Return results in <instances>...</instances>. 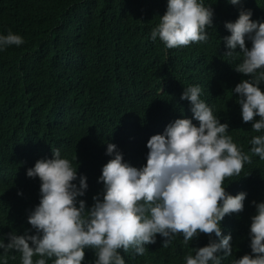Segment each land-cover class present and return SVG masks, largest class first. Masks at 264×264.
Here are the masks:
<instances>
[{
  "label": "trees",
  "instance_id": "obj_1",
  "mask_svg": "<svg viewBox=\"0 0 264 264\" xmlns=\"http://www.w3.org/2000/svg\"><path fill=\"white\" fill-rule=\"evenodd\" d=\"M204 2L214 13L208 41L166 49L149 38L166 0H0V33L10 29L25 41L0 51V233L30 227L26 213L38 203L39 180L25 170L36 159L51 158V148L59 147L74 166L79 163L89 186L83 198L90 204L101 189L100 168L110 158L106 143H115L132 165L143 164L149 136L180 117L181 109L191 116L188 101L179 99L190 84L200 85L201 98L221 122L236 128L233 141L248 151V140L258 133L242 122L231 92L245 77L232 69L239 61L223 55L220 41L229 34L224 22L236 18L239 6ZM242 6L252 11L251 19L264 20V0H242ZM225 186L231 194L247 193L243 211L221 222L238 258L250 251L249 201L264 200V161L252 156L239 176L225 178ZM206 243L205 234L187 245L177 235L165 247L157 234L143 255H122L125 264H184L192 247ZM4 256L3 264H19L18 253ZM85 257L92 259V252Z\"/></svg>",
  "mask_w": 264,
  "mask_h": 264
},
{
  "label": "clouds",
  "instance_id": "obj_2",
  "mask_svg": "<svg viewBox=\"0 0 264 264\" xmlns=\"http://www.w3.org/2000/svg\"><path fill=\"white\" fill-rule=\"evenodd\" d=\"M226 2L239 7L236 18L223 24L229 33L220 36L223 55L238 60L232 69L245 77L231 92L242 122L258 133L248 140V151L233 141L236 128L221 122L201 98L200 85L183 87L179 99L188 101L191 116L181 109L180 117L150 135L143 164L132 165L115 143H106L110 158L100 168L101 189L90 204L83 198L87 176L59 147L51 148V158L36 159L26 168V177L39 180L38 203L27 210L30 227L0 233V264L10 250L19 254V264H125L122 253L143 255L157 234L165 247L177 235L185 245L207 236L206 244L183 256L184 264H221L224 257H231L229 264H264V200L249 201L254 206L247 230L250 251L233 257L232 234H222L223 218L243 211L247 195L229 193L225 178L239 176L252 156L264 161V20L251 19L242 0ZM210 5L166 0L149 38L166 49L206 43V28L213 26ZM23 43V36L10 29L0 33V51ZM88 250L92 259L85 257Z\"/></svg>",
  "mask_w": 264,
  "mask_h": 264
}]
</instances>
